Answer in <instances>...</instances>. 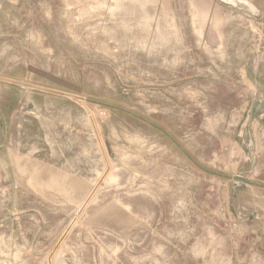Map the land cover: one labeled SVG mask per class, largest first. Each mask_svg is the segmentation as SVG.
I'll return each mask as SVG.
<instances>
[{"label": "rangeland", "instance_id": "374dc122", "mask_svg": "<svg viewBox=\"0 0 264 264\" xmlns=\"http://www.w3.org/2000/svg\"><path fill=\"white\" fill-rule=\"evenodd\" d=\"M0 264H264V0H0Z\"/></svg>", "mask_w": 264, "mask_h": 264}]
</instances>
